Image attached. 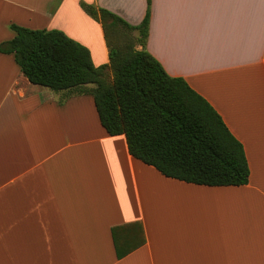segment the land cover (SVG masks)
<instances>
[{
  "label": "crops",
  "instance_id": "crops-1",
  "mask_svg": "<svg viewBox=\"0 0 264 264\" xmlns=\"http://www.w3.org/2000/svg\"><path fill=\"white\" fill-rule=\"evenodd\" d=\"M80 1L0 0V42L12 23L59 28L108 63L102 24ZM86 1L132 25L147 11V0ZM150 6L146 48L242 141L249 182L163 174L106 130L91 93L60 102L65 91L31 82L0 51V264H264V0ZM114 227L127 247L144 241L119 258Z\"/></svg>",
  "mask_w": 264,
  "mask_h": 264
},
{
  "label": "trees",
  "instance_id": "trees-1",
  "mask_svg": "<svg viewBox=\"0 0 264 264\" xmlns=\"http://www.w3.org/2000/svg\"><path fill=\"white\" fill-rule=\"evenodd\" d=\"M80 5L102 24L108 63L96 65L90 48L62 29L16 23L0 51L12 53L31 82L65 91L60 102L71 93H91L106 130L125 134L130 153L163 174L197 184H247L251 170L242 141L208 99L184 77L169 74L146 48L151 0L137 25L85 0ZM119 25L138 35L121 41ZM117 229L119 258L144 241L127 247Z\"/></svg>",
  "mask_w": 264,
  "mask_h": 264
},
{
  "label": "rangeland",
  "instance_id": "rangeland-1",
  "mask_svg": "<svg viewBox=\"0 0 264 264\" xmlns=\"http://www.w3.org/2000/svg\"><path fill=\"white\" fill-rule=\"evenodd\" d=\"M86 1V0H85ZM87 2V1H86ZM90 3V2H89ZM95 5V4H94ZM94 19V18H93ZM96 20V19H95ZM98 21V20H97ZM119 36H120V40L121 41H126L128 38H132L138 35V31H134V30H128L126 27L119 25ZM90 32V31H89ZM96 32H90V39H91V44H92V48L96 49L98 48V41L96 40ZM98 52V51H97ZM96 53V52H95ZM95 60H97L98 62L102 63V56L101 54L98 56L96 55ZM109 76L111 77V74H109Z\"/></svg>",
  "mask_w": 264,
  "mask_h": 264
}]
</instances>
